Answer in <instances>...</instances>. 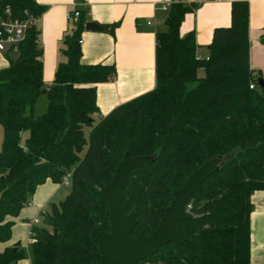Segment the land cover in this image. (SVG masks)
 Segmentation results:
<instances>
[{"label": "trees", "instance_id": "1", "mask_svg": "<svg viewBox=\"0 0 264 264\" xmlns=\"http://www.w3.org/2000/svg\"><path fill=\"white\" fill-rule=\"evenodd\" d=\"M200 4L174 3L156 35L155 90L120 105L95 125L97 85L114 80V65H85L81 36L87 12L66 36L50 87L44 81L40 19L47 8L36 0H0V19L32 21L16 58L0 71V245L11 241L14 220L48 181L70 194L44 216L31 245L33 264H99L100 235L111 223L101 200L125 154L154 157L133 172L124 194L125 214L138 223L132 238L150 237L187 180L216 156L220 171L191 202L193 218L177 230L190 246L170 244L137 264H250L252 196L264 191V87L250 68L247 1H234L232 23L217 28L208 58L198 59L194 33L182 37L187 14ZM118 25L108 27L113 33ZM204 71L203 77L199 72ZM251 85H255L251 89ZM42 95L47 111L33 112ZM29 132L25 145L22 134ZM21 244L0 251V264L26 259Z\"/></svg>", "mask_w": 264, "mask_h": 264}, {"label": "crops", "instance_id": "2", "mask_svg": "<svg viewBox=\"0 0 264 264\" xmlns=\"http://www.w3.org/2000/svg\"><path fill=\"white\" fill-rule=\"evenodd\" d=\"M36 1L47 8L39 21L47 87L53 84L59 64L66 61L62 54L63 41L74 27L67 19L68 13L77 7L90 13L86 16L87 23L96 22L108 30V27L118 25L113 33L110 30L108 33L85 30L81 36L82 62L85 65H114L116 69L114 80L97 85L99 113L95 125L120 105L155 90L156 35L166 30L169 9H163L165 4H200L194 13L186 15L180 34L186 37L194 33L199 46L198 55L208 58V47L213 41L215 30L229 27L232 23V3L247 1L250 6V68L260 73L264 80V0ZM8 67L6 53L0 52V71ZM64 188L52 181L40 186L30 205L14 220L11 241L0 245V251L21 244L27 257L20 264H33L32 233L34 229L42 227L44 216L52 211L54 205H59L69 195ZM252 205L250 264H264V191L254 193ZM35 220L39 221L37 225L34 224Z\"/></svg>", "mask_w": 264, "mask_h": 264}, {"label": "water", "instance_id": "3", "mask_svg": "<svg viewBox=\"0 0 264 264\" xmlns=\"http://www.w3.org/2000/svg\"><path fill=\"white\" fill-rule=\"evenodd\" d=\"M88 32H110L96 22H89L85 26ZM260 88L264 87V80L258 79ZM154 157L131 158L125 154L120 163L113 181L107 186V192L100 204L106 209L109 222L111 223L110 234L100 235V252L102 254L99 264H137L144 262L161 249L170 244L190 246L192 243L181 239L178 226L193 218L189 207L202 185L216 175L224 164L220 156L207 161L189 179L183 189L175 193L174 201L167 209L166 217L162 226L150 237L132 238L137 222L135 215L127 216L123 207L124 194L127 189L130 175L144 167L152 166Z\"/></svg>", "mask_w": 264, "mask_h": 264}, {"label": "built area", "instance_id": "4", "mask_svg": "<svg viewBox=\"0 0 264 264\" xmlns=\"http://www.w3.org/2000/svg\"><path fill=\"white\" fill-rule=\"evenodd\" d=\"M220 1V0H216ZM171 4H165L163 6L164 10L170 9ZM82 10L80 8L73 9L70 13L67 15L68 21L73 25H77ZM87 15H90V13L87 12ZM32 25V21L22 22L19 20H16L12 17V13L10 10L6 12V16L3 19H0V52L6 53L8 51H13V53H18V46L25 40L26 33L28 28ZM148 25H151L149 23ZM83 42L80 41V44ZM199 60L202 59L201 57L198 58ZM255 85H251V89H254ZM63 186L68 187L69 186V177L65 178L63 181ZM191 209V206L189 207V211ZM39 221L35 220L34 224H38ZM37 240L33 237H31V243L35 244Z\"/></svg>", "mask_w": 264, "mask_h": 264}, {"label": "rangeland", "instance_id": "5", "mask_svg": "<svg viewBox=\"0 0 264 264\" xmlns=\"http://www.w3.org/2000/svg\"><path fill=\"white\" fill-rule=\"evenodd\" d=\"M16 56H17L16 53L11 54L12 58H16ZM204 75H205V73L203 71L199 72L200 77H203ZM47 106H48V99H47L46 95H42L40 97L39 101L37 102V105H36L35 110L33 112L34 116L37 118V117L45 114L47 111ZM28 137H29V132H25L22 134V138H21L22 145H25V142H26ZM3 140H4L3 128L0 125V152L2 150ZM64 187H65L64 191L67 192L68 194H70L71 187H66V186H64ZM43 227H45V223H42V228Z\"/></svg>", "mask_w": 264, "mask_h": 264}]
</instances>
